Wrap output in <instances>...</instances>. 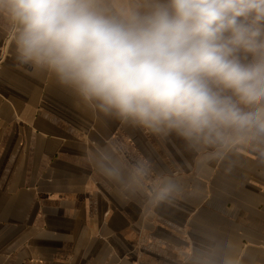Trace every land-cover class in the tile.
<instances>
[{"label":"crops","instance_id":"1","mask_svg":"<svg viewBox=\"0 0 264 264\" xmlns=\"http://www.w3.org/2000/svg\"><path fill=\"white\" fill-rule=\"evenodd\" d=\"M14 56L0 26V264H264V141L146 135Z\"/></svg>","mask_w":264,"mask_h":264},{"label":"clouds","instance_id":"2","mask_svg":"<svg viewBox=\"0 0 264 264\" xmlns=\"http://www.w3.org/2000/svg\"><path fill=\"white\" fill-rule=\"evenodd\" d=\"M0 26L20 65L97 117L188 143L264 141V0H0ZM93 156L121 178L107 149Z\"/></svg>","mask_w":264,"mask_h":264},{"label":"rangeland","instance_id":"3","mask_svg":"<svg viewBox=\"0 0 264 264\" xmlns=\"http://www.w3.org/2000/svg\"><path fill=\"white\" fill-rule=\"evenodd\" d=\"M234 143H236V142H227V143H225V144H226V146H230V145H232V144H234Z\"/></svg>","mask_w":264,"mask_h":264}]
</instances>
